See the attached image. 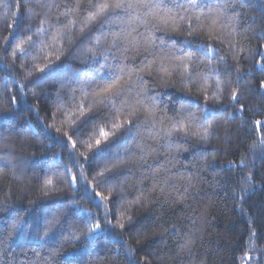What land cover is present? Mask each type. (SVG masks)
<instances>
[{
    "label": "trees",
    "instance_id": "trees-1",
    "mask_svg": "<svg viewBox=\"0 0 264 264\" xmlns=\"http://www.w3.org/2000/svg\"><path fill=\"white\" fill-rule=\"evenodd\" d=\"M159 2L178 15L188 13L177 3L189 9L196 4L192 15H215L210 9L226 0ZM76 3L0 0V264H244L246 252L251 258L247 264H264V71L257 66L264 63L258 54L264 53V0H227L225 14L211 30L208 20L193 30L186 22H178L176 30L171 22L136 23L133 35L139 47L125 51L121 45L109 51L105 44L95 62L85 60L83 49L108 34L109 26L99 20L81 33L79 26L88 15L87 0H82L72 16L75 27L70 33L62 28L63 40L47 49L53 55L44 72L37 66L49 61L39 47L13 60L11 53L20 40L28 35L38 40L42 21L51 36L68 23L62 13ZM10 24L18 31L5 51V37L13 33ZM208 44L219 55L211 64L197 59V75L189 80L178 65L189 53L197 55L199 45ZM57 49L63 50L59 60ZM101 64L105 67L99 71ZM121 67L143 81L136 89L141 96L129 99L153 108L154 127L144 123L143 110L134 121L139 127L131 132L128 125L111 128V105L93 104L83 117L74 110L82 100L85 105L93 101L90 77L109 80ZM210 68L218 74H211ZM237 75L243 79L237 81ZM217 80L222 81L219 102H205V89L210 96L217 93ZM82 90L89 93L87 99ZM233 91L238 102L231 100ZM205 115L211 126L199 127ZM179 120H191L192 126L165 135ZM105 125L114 134L100 145L103 155H96L95 145L87 151L83 141L94 127ZM205 127L208 135L202 139ZM64 131L77 133L72 136L75 150ZM137 144L145 146L144 153ZM118 149L124 162L105 173L108 182L96 189L108 195L106 189L113 187L108 200H93L95 193L87 183L78 182L73 189L70 175H62L67 166L79 176L83 165L91 181ZM141 155L146 159L140 160ZM53 173L58 178L48 191L45 184ZM78 211L85 213L83 218ZM96 222L102 231L90 239L88 229Z\"/></svg>",
    "mask_w": 264,
    "mask_h": 264
},
{
    "label": "snow or ice",
    "instance_id": "snow-or-ice-1",
    "mask_svg": "<svg viewBox=\"0 0 264 264\" xmlns=\"http://www.w3.org/2000/svg\"><path fill=\"white\" fill-rule=\"evenodd\" d=\"M82 0H77L76 6L68 11L62 13L63 16L68 17V23L63 25L62 27H56L55 31L52 32L51 36H49V29L43 27V21L41 22V27L37 29L38 40H33L31 35H28L26 40H20L19 43L16 44L15 49L12 51L11 56L13 60L18 58V54L20 57H27L29 49H34L39 47L40 51L44 53V58L49 61V63H45L43 67L37 66V70L40 72H44L46 68L49 67L51 63V56L53 53L48 52L47 49L53 47L57 41H62L64 32L62 28H67L68 32L72 31V28L75 27V20L72 19L74 13L78 12L81 7ZM88 3V15L83 18L79 31L81 33L85 32L91 25L96 23L99 20H102L103 24L108 25V34H102L97 36L94 43L89 45L86 49H83V54L85 56V60L91 59L92 61H96L98 55H102L100 53V49L107 44L108 50L111 51L113 49L119 50L121 45L125 46V51L128 50L129 47H139L140 41L137 36H134L133 33L136 31V28L133 26L136 23L149 24L155 21L154 26H168L171 22L172 30H176L179 26L178 22H186L189 26L190 30L196 28V25L199 24L201 27L204 26V21L208 20L209 23L207 27L209 30L213 29L217 24L221 16L225 14L226 8L229 6L226 0L224 5L219 6L217 9H210V13L214 12L215 15L205 14L201 11L197 15H192L191 9H196L198 6L196 4H191V8H184V5L181 3H177L176 7L183 9L188 15H178V13L174 12L170 8L162 7V4L159 0H87ZM53 5L49 4L48 7L51 8ZM6 7V6H5ZM19 8L17 9V12ZM28 15H34L33 10L30 8L27 10ZM7 15V12L4 13ZM13 17L17 15V13L12 14ZM195 21L196 23H193ZM118 26V30L116 27ZM10 28L13 29V33L10 34L9 37H5V51H7V47L11 45V40L15 38L14 33L18 31V29L14 28L13 25H9ZM30 31V30H29ZM264 38V37H262ZM147 51V46L145 47ZM62 49H57V54L55 56L56 60L60 59V55L62 54ZM197 55H193L189 53L186 58L182 59L180 64L178 65L179 69L182 70L185 77L189 80L193 78L197 73L194 71L195 61L199 60H208L209 63L219 55L218 50L211 44L208 45H199L197 48ZM261 56H264V53H258ZM107 58L106 56L104 57ZM36 59V57H33ZM221 61L224 60V57L220 58ZM154 63V61L152 62ZM257 66L261 71H264V63L257 62ZM105 66L103 64L100 65L99 71H102ZM165 72H168V69H164ZM239 72V69H237ZM210 73L215 75L218 74L217 69L210 68ZM31 75V72L28 73ZM125 75H127V79H125ZM132 73H125L124 68H120V73L118 75H113V77L109 80H100L97 81L94 78L90 77L88 80L89 84H93V101L92 103L85 105L83 100L81 103L76 106L73 105L74 110H78L80 117L85 115V109L88 111L91 110L93 104L109 106L111 105L114 110V122H111V128L113 130H120L124 128L125 125H128V132H131L132 127H139L138 123H134L135 118L138 116L141 110L144 112V123L151 124L154 127L155 124V112L151 106L145 105L140 99L130 100L129 97H140L141 92L136 91L137 88L143 81L137 76L135 79L132 78ZM237 81L243 79L242 75H237ZM208 79L207 76L204 78V84L207 85ZM217 93H213L211 96L207 93V89H205L204 100L207 102L211 98H216L217 102H219L218 92L222 88V81L217 80ZM23 88L24 86L21 85ZM261 87L264 88V82L261 83ZM83 91V98L87 99L89 93L87 91ZM231 100L233 102H238V94L236 91L232 92ZM119 104V107L117 105ZM207 114L208 110L205 108L203 110ZM194 118V117H193ZM79 119V117H77ZM70 124H75V120L69 117ZM257 125H260V121L256 122ZM204 124H208V127L211 125L207 121V115L204 116L202 123L199 127H204ZM192 126L191 120L185 122V120H179L173 126V128L166 132L165 135H171L172 131H183L185 128H190ZM56 131L59 133L61 129L58 127ZM80 134H84L81 132ZM114 131L110 132L106 130L105 126H100L98 128L94 127L92 132L89 134L88 140L83 141V145L87 151H91L95 145L97 152L96 155H103L100 151V145L106 142L110 135H113ZM63 135L67 137L68 143L71 144L73 150L77 147V142L72 139L73 135H77L76 132L69 133L68 131H64ZM196 135H201L199 132ZM208 135V128H204L203 135L201 138L204 139ZM149 137L155 138L153 133L149 132ZM264 143V141H262ZM141 153H144L145 146L143 144H137ZM125 151H127L125 149ZM154 151V150H153ZM150 154V153H149ZM80 155L84 156L85 160H88L89 157L85 154V152H81ZM146 159L145 155L140 156V160ZM123 159L119 156V149L117 150V155L112 157L111 161L106 163L105 167L101 169L97 173V177H93L91 181H88L87 178L83 174V165H81L80 175L77 176L72 174V168L65 166L64 172L62 175L71 177V185L73 189L76 188L78 182H85L89 187H91L92 191L95 193V196L92 198L96 200L99 198L100 200H108L113 192V187L107 188L108 195H105L102 191H97V187H102L103 183H107L108 181H104L103 178L105 173L110 172L113 168L117 167L118 164L123 163ZM243 163V162H242ZM57 174L53 173V177L49 178L46 181L45 187L48 191H51L54 188V180L57 179ZM248 179H251L249 177ZM47 194V192L45 193ZM137 202H139V197L137 198ZM82 218L85 213L78 211L77 213ZM88 218H91V213H87ZM123 216V213H121ZM53 221H48L49 226ZM110 223V222H109ZM12 230L16 229V225L13 224ZM120 227H123V224H120ZM102 231L100 222H96L92 227L88 229V237L91 239L93 236L98 235ZM12 235V232L9 233V236ZM45 235H47V230L45 231ZM251 259L247 252L245 256L242 257L244 264H247V261Z\"/></svg>",
    "mask_w": 264,
    "mask_h": 264
}]
</instances>
